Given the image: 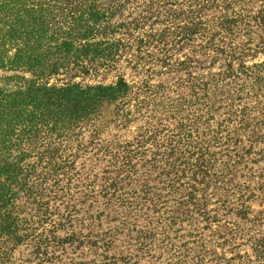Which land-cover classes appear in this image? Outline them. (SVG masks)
Wrapping results in <instances>:
<instances>
[{"label":"rangeland","instance_id":"rangeland-1","mask_svg":"<svg viewBox=\"0 0 264 264\" xmlns=\"http://www.w3.org/2000/svg\"><path fill=\"white\" fill-rule=\"evenodd\" d=\"M168 1L164 5L154 0L145 12L143 5L134 7L139 0H127L106 23V31L121 22L125 25L90 38L94 43L119 40L118 55L113 49L107 59L91 55L75 59L80 45L74 42L69 52H62L66 60L59 61L58 70L45 73L39 84H108L122 76L134 86L162 84L167 88L163 97L174 98L176 85L191 77L210 83L211 108L196 125H184L178 134L171 116L165 118L157 111L150 118L135 110L145 92L123 105L125 124L115 116V103H103L97 115L77 123L59 118L65 125L54 133L59 145L48 158L67 163L51 171L56 184L49 177L37 187L44 192L40 203H20V213L14 214L21 234L36 244L56 237L77 247L52 248L51 263L40 256L42 246L32 247L37 259L26 258L29 249H17L11 252L12 264H212L213 259L217 264H264V26L250 19L263 4L253 0L249 10H241L232 0L228 13L235 12L239 19L228 33L209 26L220 8L201 10L199 30L192 37L167 19L175 9ZM180 6L186 12L193 8ZM137 17L144 24L132 23ZM54 57L55 52L45 60ZM230 57L233 66L227 71ZM14 75L34 78L30 72L0 70V89H15L18 81L9 79ZM170 143L178 162L193 163L198 147L209 148L212 174L232 176V181L215 187L199 185L196 198L182 203L177 196L181 191L172 194L171 189L175 190L177 179L187 182L191 175L185 171L183 175L179 166L178 177H173L167 164ZM223 163L233 175L227 174ZM144 189H148L146 200L141 198ZM243 208L244 218L238 215Z\"/></svg>","mask_w":264,"mask_h":264},{"label":"trees","instance_id":"trees-1","mask_svg":"<svg viewBox=\"0 0 264 264\" xmlns=\"http://www.w3.org/2000/svg\"><path fill=\"white\" fill-rule=\"evenodd\" d=\"M104 1L5 0L0 4V70L30 72L34 76L32 79L17 75L11 76L9 79L13 78L18 81V86L10 91L0 89V264H12L11 252L17 249H29L26 258L37 259L38 251L36 252L38 255H35V251H31L34 245H38L39 249L42 246L40 256L47 258L49 263L54 261L52 248L60 247L59 250L64 251L66 248L77 247L76 243L72 244L69 241L59 242L56 237L50 239L48 243L36 244L33 238L21 234L20 221L14 214V212L20 213L23 207L19 205L20 203H31V201L40 203L44 192L38 191L37 187L43 185L42 182L54 174L50 175L56 165L61 168L63 166L60 165L67 163V161H57L54 156L48 158V155L53 153L55 145H59L58 141L55 142L53 138L54 133L65 125L59 123V118L77 123L97 115V109L103 103H115L117 104L115 116L123 118L125 121L122 122L125 124L128 120L127 114L123 112L125 109L123 105L128 104L130 98H137L138 92H145L148 94L138 101L135 110H143L150 118H153L154 112L157 111L161 112L160 115L165 118L171 116L178 125L179 130L176 132L178 134L183 131L184 125L191 123L196 125V122L204 115L203 112L211 108L209 105L210 83L200 81L201 79L191 80V77L181 85H176L174 98L163 97L167 88L162 84L155 88L148 87L146 84L134 86L122 76H118L115 81L108 84L73 83L62 87L39 84L40 77L53 74L58 70L62 65L59 61L66 60L62 52H69L74 42L80 45L76 49L75 59L85 58L88 55L93 58L107 59L115 53L114 50H116L115 55H118L119 40L117 43L108 39L96 43L90 41V38L99 32L104 34L113 32L125 25L121 22L106 31V23L122 11L127 0ZM153 1L139 0L137 6L134 7L139 8L143 5L146 12V7H152ZM233 1L238 3L241 10H249L251 3L254 2L253 0ZM161 3L168 5L170 2L162 0ZM260 3L263 5H260L255 16L250 19L252 23L264 26V0H260ZM171 4L175 6V9L170 11V18L167 19L177 23L173 24V27L185 28V34L192 35V37L199 30L201 18L198 13L201 10L216 11L220 8L222 11H218L219 15L216 14L213 17L209 26L215 25V27L228 30L226 33L236 25L239 19V15L235 12L233 15L228 13L232 0H201L200 3L198 0H171ZM182 4L187 7L192 5L193 8L186 12L180 6ZM197 5L200 9L194 7ZM157 14L159 15V12ZM140 19L137 17L132 23L144 24ZM141 43L142 39L137 41L138 46ZM122 45L125 48L128 46L126 42ZM53 52H55L53 60H45L46 56ZM231 57L227 58L229 59L225 65L227 71L233 66L234 58ZM183 63L179 62L181 66ZM261 66L264 67V65ZM137 113L140 114V112ZM58 125L61 127H57ZM171 141L176 143L177 140L173 136ZM197 149L198 157L193 163L189 159L178 162L176 149L172 143L167 149L170 159L167 164L173 169V177H178L179 166H182L180 170L182 173L185 171L184 173L191 175L187 182H178L179 179H177L173 183L175 190L171 189L172 194L176 193L175 191H181L177 196L182 198V203L192 202L196 198V187L199 185L215 187L218 182L219 185L223 183L228 185L233 178L227 175L222 177L223 175L212 174L214 159L211 157L209 148L200 146ZM157 160L158 157H155V161ZM222 168L227 171V174L233 175L234 172L231 168H227L225 163L222 164ZM51 179L55 184L57 183L56 179L52 177ZM185 183L187 187L184 186ZM142 192L141 198L148 199L146 195L148 189ZM246 212L243 208L239 210L238 215L244 218ZM207 219L211 220L210 216H207ZM65 240L66 237L62 241ZM249 245L252 246L253 242H249ZM217 263L220 262L213 259L212 264Z\"/></svg>","mask_w":264,"mask_h":264}]
</instances>
